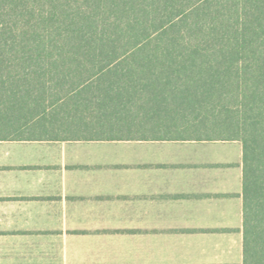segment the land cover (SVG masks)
Instances as JSON below:
<instances>
[{"label": "trees", "instance_id": "1", "mask_svg": "<svg viewBox=\"0 0 264 264\" xmlns=\"http://www.w3.org/2000/svg\"><path fill=\"white\" fill-rule=\"evenodd\" d=\"M150 123L241 144L242 264H264V0H0V140Z\"/></svg>", "mask_w": 264, "mask_h": 264}, {"label": "crops", "instance_id": "2", "mask_svg": "<svg viewBox=\"0 0 264 264\" xmlns=\"http://www.w3.org/2000/svg\"><path fill=\"white\" fill-rule=\"evenodd\" d=\"M92 126L0 140V264H242L239 142Z\"/></svg>", "mask_w": 264, "mask_h": 264}]
</instances>
